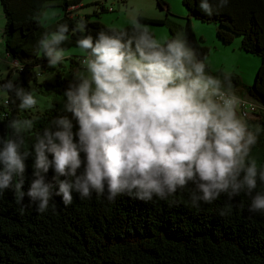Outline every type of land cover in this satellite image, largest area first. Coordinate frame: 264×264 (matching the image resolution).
Segmentation results:
<instances>
[{
	"label": "clouds",
	"instance_id": "1",
	"mask_svg": "<svg viewBox=\"0 0 264 264\" xmlns=\"http://www.w3.org/2000/svg\"><path fill=\"white\" fill-rule=\"evenodd\" d=\"M226 4L220 0L218 6ZM199 6L208 15L214 11L210 0H200ZM86 27L81 22L73 31ZM68 31L60 25L38 41L49 67L65 59L61 45ZM77 47L84 54L82 70L73 73L63 103L71 117L53 118L33 145L35 178L27 195L39 201L38 211L48 208L52 195L43 175L50 168L66 205L73 191L84 198L92 190L103 194L105 187L109 199L122 192L145 201L154 195L164 199L190 181H198L200 193H192L193 203H210L221 193L251 192L257 178L264 182V167L249 159L259 128L250 131L238 115L242 101L232 92L229 74L223 80L208 74L186 39L162 42L133 18L131 35L101 31L95 39L83 36ZM6 87L14 89L11 82ZM15 95L21 109L36 107V97L23 88H15ZM9 127L16 139L0 141V190L25 172L30 153L20 151L21 134L33 128V121L13 120ZM21 184L16 183L18 198L24 195ZM250 211L264 212V193L252 198Z\"/></svg>",
	"mask_w": 264,
	"mask_h": 264
},
{
	"label": "trees",
	"instance_id": "2",
	"mask_svg": "<svg viewBox=\"0 0 264 264\" xmlns=\"http://www.w3.org/2000/svg\"><path fill=\"white\" fill-rule=\"evenodd\" d=\"M81 0H0L4 26L2 30L5 52L19 66L21 83L29 86L28 79H35L37 66L44 67L47 57L38 47V41L46 34L67 25L68 39L62 48L77 46L85 35L94 39L101 31L132 34V25L121 29L110 28L90 16L72 17L66 11ZM188 16L201 22L217 25L216 37L229 43L233 36H240V48L260 59L254 81L248 88L249 97L260 105L252 115L258 119L245 121L250 131L259 128L258 138L252 146L249 159H255L258 169L264 167V0H210L213 13L208 15L200 8V0H181ZM156 5L165 8L163 0ZM57 5L64 14L56 22L43 26L40 17L46 7ZM139 22L159 24L161 20L136 18ZM83 22L85 31H73ZM152 35L153 33L149 31ZM187 39L202 59L208 47L200 44L187 24ZM171 35L166 40L174 39ZM70 62L77 64L74 57ZM224 79V78H223ZM231 85L239 86L237 77L230 76ZM8 77L0 79V87L10 83ZM70 81L56 78L55 86L63 92ZM59 90V89H58ZM8 104H0V141L16 139L9 127L13 120H32L33 128L23 132L20 151L30 154L25 159L22 177H13L10 185L0 190V264H264V212L250 211L252 198L264 193V182L257 178V186L251 192L246 189L229 197L226 193L212 202L192 201V193L200 195L197 182H189L184 188L164 199L155 195L149 201L137 198L134 193H118L109 199L107 187L103 194L91 191L82 198L72 192V202L65 204L62 194H57L58 184L53 179L52 168L43 173L45 181L52 185L48 208L38 211L39 201L28 195L34 171L33 145L37 135L50 126L53 114L34 115L19 107L14 91L7 89ZM241 116V115H240ZM243 118V117H242ZM73 132L78 124L73 120ZM74 139L76 137L74 136ZM0 142V148H2ZM49 159H51V154ZM82 162L85 154L81 152ZM83 163L78 174L83 171ZM3 165L0 164V169ZM243 173L241 174V176ZM61 180L66 177L61 176ZM22 181L18 198L16 183Z\"/></svg>",
	"mask_w": 264,
	"mask_h": 264
},
{
	"label": "rangeland",
	"instance_id": "3",
	"mask_svg": "<svg viewBox=\"0 0 264 264\" xmlns=\"http://www.w3.org/2000/svg\"><path fill=\"white\" fill-rule=\"evenodd\" d=\"M163 1L166 3L167 8H169L168 13L165 8L162 9L156 5V0H81L79 2L81 5L75 13L78 17H83L84 15L90 16L89 19L98 20L101 24L116 29H121L126 25H132L133 18L136 19L138 16L158 19L161 20L162 24L146 22H140V24L146 26L153 33V36L162 42L171 35H174L175 38L180 36L186 39L190 46L187 39L188 24L194 34V38L209 49L207 56L201 59L207 66L206 72L222 80L226 73L231 77H237L239 86L237 88L232 86V92L238 97L246 98L248 101L254 102L249 97L248 88L254 81L260 59L240 48V36H233L231 42L222 43L216 37V24L201 22L198 19L188 16L187 10L181 0ZM68 9L73 10L70 6ZM63 14L64 11L59 6H48L44 9L43 15L40 17V23L43 26L50 25L56 22ZM3 15L0 7V79L8 77L14 85L12 91L15 92V88H23L25 92H29L36 97V107L27 110L21 109L24 112L39 116L44 112H48L53 114L51 119L58 115H68L71 117L70 113L63 111V103L66 99L64 92L60 88H57L54 83L58 76L61 79H66L71 82L73 80V73L77 70H82L81 65H71L70 60L65 57L61 65L53 69H48V63L46 67L37 66L34 68L36 72L35 79L29 77V86L23 85L19 78L18 65L5 52L3 46L4 42L1 36V30L4 26ZM63 49L64 55L70 53L77 55V53L81 52L77 46H69ZM73 57L76 59L78 56ZM7 89V87H0V104L8 95ZM256 106H259V111L260 105L256 103ZM238 115H241L240 117H243L242 119L244 120L248 117H245L243 113H238Z\"/></svg>",
	"mask_w": 264,
	"mask_h": 264
},
{
	"label": "built area",
	"instance_id": "4",
	"mask_svg": "<svg viewBox=\"0 0 264 264\" xmlns=\"http://www.w3.org/2000/svg\"><path fill=\"white\" fill-rule=\"evenodd\" d=\"M72 9L74 8L72 5L70 6ZM83 56L84 55H80L76 58V62H77V65H81V61L83 59ZM17 65V63H15ZM18 69H19V66H18ZM240 98V97H239ZM5 104H8V99L5 98L3 99V102H1V105H5ZM238 113H243L245 114L246 116H248L249 120H255V119H258L256 118L255 116L253 115H248V111H249V108L247 107V105L241 103L238 107Z\"/></svg>",
	"mask_w": 264,
	"mask_h": 264
},
{
	"label": "crops",
	"instance_id": "5",
	"mask_svg": "<svg viewBox=\"0 0 264 264\" xmlns=\"http://www.w3.org/2000/svg\"><path fill=\"white\" fill-rule=\"evenodd\" d=\"M80 5L81 4H79V5H75V6H73L74 8H73V10H69L68 8H67V10L66 11H68L69 12V14H70V16H72V17H75V16H78V15H76V10L80 7ZM169 10V8L167 9V13L169 12L168 11ZM144 17H146V16H144ZM147 19H154V18H150V17H146ZM3 30V29H2ZM2 30H1V36H2ZM3 37V36H2ZM80 55H83V53L82 52H80V53H77V55H73V54H68V55H65V57L68 59V57H73V56H80ZM13 62L14 63H16V61H14L13 60ZM70 62V61H69ZM70 64L72 65V64H74V65H76L74 62H70ZM61 65V63L59 64V66ZM47 66V64L44 66V67H46ZM54 67H49L48 66V69H53ZM249 102H251V101H249ZM251 103H253L255 106H256V102H251ZM248 107V106H247ZM256 110H257V106H256ZM245 117H247L246 115H245ZM248 118V117H247Z\"/></svg>",
	"mask_w": 264,
	"mask_h": 264
},
{
	"label": "bare ground",
	"instance_id": "6",
	"mask_svg": "<svg viewBox=\"0 0 264 264\" xmlns=\"http://www.w3.org/2000/svg\"><path fill=\"white\" fill-rule=\"evenodd\" d=\"M240 100L242 101L243 104L248 106V108H249L248 115H251L252 112L255 110V107L250 105V104H248V102L246 100H244V98L240 97Z\"/></svg>",
	"mask_w": 264,
	"mask_h": 264
}]
</instances>
